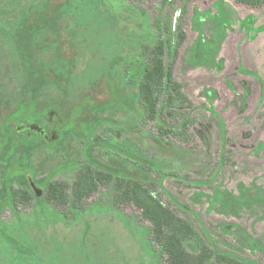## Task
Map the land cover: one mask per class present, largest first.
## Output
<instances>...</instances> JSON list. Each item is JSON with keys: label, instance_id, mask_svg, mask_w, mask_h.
Instances as JSON below:
<instances>
[{"label": "rangeland", "instance_id": "374dc122", "mask_svg": "<svg viewBox=\"0 0 264 264\" xmlns=\"http://www.w3.org/2000/svg\"><path fill=\"white\" fill-rule=\"evenodd\" d=\"M142 12L156 25L169 18L173 30L185 33L173 72L193 102L190 120L185 130L175 124L173 134L164 135L158 121L142 116L140 104L100 115L147 145L169 171L178 167L177 176L163 178V188L200 215L218 246L264 264V6L234 0H0V113L14 110L21 98L28 63L48 77L41 99L65 112L82 94L108 99L100 69L114 56L142 59L149 30ZM55 70L66 78L56 82ZM71 147L77 154L76 139ZM88 154L100 167L140 175L97 146ZM61 160L45 146L32 157L39 175ZM74 173L58 177L71 181ZM154 192L181 214L160 188ZM33 203H20L19 220L0 209V222L13 239L27 236L40 248L20 252L0 234V264H153L145 245L149 223L133 218L139 211L132 205L113 209L110 190L100 189L69 220L56 206L40 211ZM250 238L257 240L254 246Z\"/></svg>", "mask_w": 264, "mask_h": 264}, {"label": "trees", "instance_id": "16d2710c", "mask_svg": "<svg viewBox=\"0 0 264 264\" xmlns=\"http://www.w3.org/2000/svg\"><path fill=\"white\" fill-rule=\"evenodd\" d=\"M234 1L257 8L264 6V0ZM142 15L149 26L147 43L139 54L142 59L114 56L100 69L101 82L109 91L106 100L82 94L65 112L63 105L41 99L48 77L28 63L21 98L14 110L0 113V209H10L19 220L20 203L33 199L34 206L40 211L50 204L58 207L60 215L69 220L76 212L85 211L88 198L106 188L111 191L113 209L132 205L139 211L133 218L149 223L145 245L153 264H257L218 246L201 224L200 215L163 188V178L177 176L178 167L169 171L147 145L127 136L117 121L100 115L119 105L135 110L140 104L142 116L158 121L157 129L164 135L173 134L175 124L185 130L190 120L193 102L184 91L185 83L173 72L185 33L180 27L173 30L169 18L164 24L156 25L150 22L148 13L142 12ZM154 25L156 27L152 30ZM22 57L26 61L29 59L26 51L22 52ZM120 64L124 65L122 71L117 68ZM53 75L56 82L66 78L62 70H55ZM131 85L135 90L127 89ZM216 117L221 125V138H224V124L218 114ZM22 124L26 125L18 127ZM73 139L78 141L77 154L71 150ZM41 146L62 156V160L44 175L38 174L32 162ZM93 146L106 155H114L134 165L140 175L95 164L88 154ZM220 163L218 161L217 165ZM72 169L75 173L71 181L58 177ZM156 187L167 195L181 214L155 195ZM8 232L0 222V234L16 250L31 253L40 248L27 236L13 239ZM256 243V239H249L251 246ZM49 255L55 260L54 251Z\"/></svg>", "mask_w": 264, "mask_h": 264}, {"label": "flooded vegetation", "instance_id": "af4514ba", "mask_svg": "<svg viewBox=\"0 0 264 264\" xmlns=\"http://www.w3.org/2000/svg\"><path fill=\"white\" fill-rule=\"evenodd\" d=\"M2 224V223H1ZM4 227V226H3Z\"/></svg>", "mask_w": 264, "mask_h": 264}]
</instances>
